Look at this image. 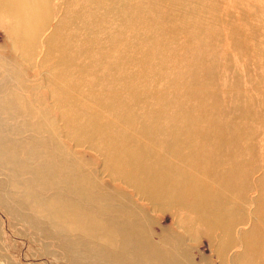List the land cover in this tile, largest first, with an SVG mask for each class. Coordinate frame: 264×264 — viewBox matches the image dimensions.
Masks as SVG:
<instances>
[{
	"label": "rangeland",
	"instance_id": "rangeland-1",
	"mask_svg": "<svg viewBox=\"0 0 264 264\" xmlns=\"http://www.w3.org/2000/svg\"><path fill=\"white\" fill-rule=\"evenodd\" d=\"M182 1L82 0L86 8L82 6L79 11L85 12L81 13L83 16L78 13V0L33 1V7L44 10V15L49 18L42 15L40 23L34 19V22L28 21L32 55L27 57L23 54L22 42L28 34L16 28L18 20L14 3L19 1L0 0V264H249L245 257H250L252 241L247 245L239 243L235 247H228L227 243L234 236L236 244V240L241 241L252 235V239L259 237L263 224L261 216L257 214V208H260L257 200L264 182V120H261L262 117L264 119V0H184L180 5L178 2ZM175 9L179 10L177 19L185 15L186 23L171 22ZM95 12L105 17L108 27L103 26L102 31L98 32L99 35L103 34L99 40L95 39L93 43L86 41L88 52L99 53L102 48L114 52L117 47L120 50L125 47L123 52L130 53V49L136 51L139 45L140 53H144L143 60L140 59L141 71L149 74V69L153 67L152 75L141 87L145 92L144 97L138 102L146 110H149L148 106H154L147 111L148 121L144 120L141 125L138 122L132 124L133 119L127 121L129 124L121 123L125 130H120L122 135H118L119 140H127L128 148L135 151L128 154L130 168L125 172L133 174L135 179L132 181L138 183L142 179L144 182L145 174L154 177L156 172L162 170L182 185L197 175L200 185L207 182L210 186L207 189L212 190H205L204 193L210 192L216 196L211 198L209 195L207 199L199 195L198 209L190 208L193 204L186 202V199L183 203H177L178 193L183 186L160 197L153 193L151 198L156 202H150L147 200L150 194L146 185L143 190L149 196L143 197V192L131 188L126 179L113 178L112 173H105V161L100 151L92 149L90 145L75 146V142L66 138L68 134L61 131L62 125L65 128L64 107L61 105L65 98L68 99L66 109L80 111V104L85 105L84 109L90 112L89 117L104 119L106 125L102 130L107 133L111 131L113 121L118 125L120 122L116 118L123 117L117 109L97 105V100L87 91L91 83L79 85L69 67L62 66L63 69L59 71L58 65L62 61L58 57L46 59L45 56L48 42L57 32L78 33L82 28H87V20L84 21L83 17L88 19ZM23 16L26 17V13ZM26 26L19 25L23 29ZM175 26L180 32L174 36ZM88 30L91 28L88 27ZM81 44L79 46L83 47ZM108 44L114 47L111 49ZM211 44L213 47L210 51L199 49ZM154 45L158 49L149 50ZM196 49L198 51L194 53ZM114 59L111 56L110 60ZM123 64L128 63L123 61ZM134 67L137 68V65ZM191 80L207 81L210 103L217 118V131L227 137L224 138L225 147L219 153L217 164L212 162V158L218 156L216 152L212 153L210 163L206 157L199 158L206 155L201 153L204 140L198 138L190 141L186 137L188 144L183 153L180 150L171 154L172 137L168 142L166 138L169 134L160 140L155 128L147 126L153 112L162 110L156 104L162 98L171 100V104L164 107L165 110H177L172 127L185 123L192 97L188 96L187 99V93L183 90ZM104 89V85H101L99 93H104ZM143 93H137L138 97ZM228 93L232 96L229 97ZM242 96H245V102ZM56 100L59 105H56ZM30 111H34L37 122L34 120L25 125L22 121L30 122ZM39 117L45 123L56 121L57 128L51 131L62 136L58 138V143L51 144L47 131L38 126ZM91 123L101 126L98 119ZM229 129L231 132L226 133ZM113 134L117 136V132ZM86 138H91V135ZM86 138L83 139L84 143ZM122 150L120 148V153H124ZM192 150H199L198 158L191 155ZM142 156L146 161L142 160ZM234 156L239 158L234 159ZM146 157H150V160ZM78 158L94 166L83 169L77 164ZM199 170V174H196ZM169 197L176 200L174 203L177 206L174 203L167 205L165 201L172 200ZM74 198L78 200L76 205L83 204L86 209L73 206V202H76ZM213 204L216 205L215 209H219L216 212L213 211ZM235 205L236 211L232 209ZM108 206L115 208L111 211ZM129 215H133L141 224L133 226L127 222ZM220 215L223 218H219ZM245 219L249 223L241 226ZM229 222L233 225L230 226ZM252 224L259 227L254 234L250 230ZM129 233L137 236H129ZM224 233L230 235L229 239L228 236L225 238ZM224 241L225 245L222 244ZM151 248L155 250L154 254Z\"/></svg>",
	"mask_w": 264,
	"mask_h": 264
},
{
	"label": "bare ground",
	"instance_id": "bare-ground-1",
	"mask_svg": "<svg viewBox=\"0 0 264 264\" xmlns=\"http://www.w3.org/2000/svg\"><path fill=\"white\" fill-rule=\"evenodd\" d=\"M18 1L19 2H15L14 3V6H15V17L18 20V27H16V28L17 29H22L23 34H24V32H26V34H28V36L26 38H24V39L22 38L23 39L22 44H23V47H24L23 54L25 56H27V57H30V55H32V51H31V48L32 47H31V45H30V43L28 41V38L30 37V35L28 33L29 32L28 31V21L29 20L30 21H33V19H34L35 21H37V22L40 23V22H42L41 16L44 15L45 13H44V10H37L32 5V2L33 1L34 2H37L38 1V3H39L42 0H24V1L18 0ZM78 1H80L78 3L79 4L78 11L81 9L82 6L84 8H86L83 5L82 0H78ZM183 1L182 2H178V3L180 5H183ZM185 1L189 2L191 0H185ZM201 1H206V0H201ZM43 2H44V0H43ZM31 7L33 8V10H31ZM25 13H26V17L23 16ZM78 13L81 16H83L82 14H84L85 12L79 11ZM195 13H196V11H195ZM178 14H179V10L178 9H175L174 12H173V17L171 18V22L172 23H175V22L176 23H179L178 21H183L184 23H186L187 20H186L185 15L182 16L181 18L177 19L176 16ZM192 14H193V12H192ZM70 15H72V14H70ZM80 15H78V17H80ZM43 17L45 18L46 16L44 15ZM86 17H88V15H86ZM47 18H49V17L47 16L46 19ZM83 19H84V21L87 20V28H82L78 33L77 32L76 33H70V32L68 33V31H65V32L64 31H61V32H57L54 35L53 39H51V41L48 42V49H47L46 54H45L46 59L50 58L51 56L58 57L62 61L61 64L58 65V70L59 71L61 70L62 66H63V68L64 67H69V69L72 70V73L74 74V77H75L76 81L79 83V85H83L84 86L85 83H91V85L88 86V87H90V89H88L87 91L97 100V102H98L97 105H100L101 104V105H103V106H105L107 108H111L110 110L117 109V111L121 115H123V117L120 118V119L116 118V120H118L120 123L117 125L113 121V123H112L113 125H111V131H109L107 133L104 130H102L103 129V126L106 125V123L104 122V119H100V118L94 117V116L89 117L88 114L90 112H88L87 109H84L86 107L85 105H82L81 106V104H80V106H79L80 107V111H74V108L72 110L71 109H69V110L66 109L68 99L65 98L61 102V105L64 107L63 108V111H64L63 112V115H64L65 128H64V125H62L63 127L61 128V131H63V133H65V135L68 134V137H66V138L68 140H70L72 143L75 142V146L76 145L85 144V145H90V147H92V149H94L96 151H100V153L103 155L104 161H105V167H104L105 173L106 172L107 173H110V174L112 173L113 174V176H112L113 178L120 177L122 179H126L131 184V185L129 184L131 186V188H133V189H135V190H137L139 192H143L142 193L143 194V197L149 196V194H150L149 198H151L153 196L152 195L153 193H156L157 194V197H160V196H163V195H165V194H167L169 192H174L175 188H181L183 186V189H181V192L178 193V199H177L178 202L177 203H179V202L180 203H183L185 201V199H186L187 200L186 202H189L190 201L191 204H193V206H191V204L189 203V205L191 206V207L190 206L189 207L192 208V209H194V210L198 209L199 206H200V203L198 202V201H200L199 200L200 197H198L199 195H201V196L203 195V196H205V198L207 196L209 197V195H211V198L212 197L215 198L216 196L213 195L210 192L209 193H204L205 190H209L211 192H212V190L207 189V188L210 187L207 182L206 183L202 182V184L200 185V182L196 179V176L197 175L196 176L195 175L192 176L193 178L191 177V180L189 182H187L184 185H182L181 182L173 179L169 173H164V172H162V170H159L158 172H156L154 177H150L149 175L145 174L144 175L145 176L144 182H143V179H142V181L140 180L138 183L132 181V180L135 179V176L133 174H130V173H126L125 172V170H127L128 168H130L128 166V163H127L128 154H134L135 151L134 150H131V148H128V143H126L127 140L126 141H120L119 140V136L118 135H122V133L120 132V130H122V129L125 130L122 127L121 123L129 124L127 121H129L130 119H133L132 120L133 121L132 124L138 122L141 125L142 122H145L144 120H147L148 121L147 117H149V115H147V113H148L147 111L150 110V107H154V106H148L147 109H149V110H146V107H143L142 105H139L138 102H140L143 99V97H144L145 92L143 93V88H141V87H143L144 84L147 82L148 77H150L152 75V69H153V67H151L149 69V74L148 73H145V71H141L142 70V66H140V65H142L141 64V60H143L141 58H142V55L144 53H140L139 45L137 46L136 51H133L132 52L131 49H130V53L123 52V50H124L125 47H123L121 50H120L119 47H117V49L114 52H108V51L104 50L103 48H102V52H99V53L96 52V51H94L93 53H90L92 51H89L88 52L86 49H89V48L86 46L87 45L86 41H90V42L93 43V41L95 39L99 40L100 39V36L101 37L103 36V34H100L99 35L100 31H102L103 26L108 27V25L105 22L106 21L105 20V17L101 16V14L96 13V12H95V14H92L88 19H86L84 17H83ZM65 22H66V20L63 23H65ZM20 24H26L27 26H26L25 29H23V28H20L19 27ZM35 24H36V22H35ZM67 24H68V22H67ZM41 27L42 26H40V28ZM88 27L91 28V30H88ZM96 28H98V31H97ZM62 30H65V29L63 28ZM179 32H180V29L177 26H175L174 36L176 34H178ZM41 36L39 38H41ZM40 41H41V39H40ZM81 42H83V43L81 44ZM80 44L83 45V47H80L79 46ZM107 46L108 47L110 46L111 49L114 47V46H111L109 44ZM212 47H213V45L212 46L206 45L204 47V49H202L203 47H201L199 49L206 50V51H210V50H212ZM157 49H158L157 45H154L152 47H149V50H151V51L157 50ZM237 50H238V48H237ZM197 51H198V49H196L194 51V53L197 52ZM242 52H244V51H242ZM115 53H116V55H115ZM111 56H114L115 59L114 60H110L111 59ZM67 59L69 60V65H67ZM255 59H258V58H255ZM122 60L125 61V62H127L129 65L128 64H123V61ZM84 61H85V63H84ZM56 62H58V61H56ZM131 65H133V66H131ZM136 65H137V68L134 67ZM149 66H150V64H149ZM146 74H148V75H146ZM131 80H133L134 82L132 83ZM152 83L153 84L155 83V79H153ZM101 85H104V87H105V89L103 90L104 93H102V94L99 93V89H100ZM183 92L184 93H187V99H188V96L192 97V98L189 99L190 100V103H191V105H190L191 108H188L189 111H190V113L187 114L186 120L185 121L183 120L185 122L184 124L179 125L177 127H172V123L175 122V120H176V117L175 116L177 114V110L176 111L175 110H172V109H166L165 110L164 107L167 106V105H169V104H171V100H167L165 98H162V99H159V101H156V104L160 105L161 108H162V110H158L156 112H153V114L150 116V122L147 123L148 125L145 123V125H147L149 127H154L155 128V131H156L155 134H159L160 140H162L163 138H165L166 136H168V134L170 136L168 138H166L167 139L166 142H168L169 139H170V137H172L171 138L172 139L171 140L172 141V144H170V149H169L170 153L171 152L172 153L173 152L176 153L177 151L179 152L180 150L183 153V149H184L185 145L188 144L187 143V140H186V137H188L187 139H190V141L192 139H198V138L199 139H202V141L204 140V145L202 144L203 146H202V149H201V153L203 154V152H204L206 155L204 157H199V158H205L206 157L208 163H210L212 160H214L212 162H214L215 164H217V160L219 159V156H220L219 153L225 147V139L224 138H227V137H225L222 133L220 135V133L217 131V127H218V124L216 123L217 118H216V114H215V109L213 108V106L210 103V98L211 97L209 98L210 95L208 93V83H207V81H201V80L194 81V80H191V81H189V83L186 84V87L183 90ZM108 93H110V94H108ZM137 93H143V94H141V96L138 97ZM103 94H106L108 96H103ZM245 94H246V92H245ZM136 95H137L138 98H136ZM228 96L231 97L232 94L230 96V94L228 93ZM228 96H227V98H229ZM213 97L214 96H212V98ZM94 98H91V99L94 101ZM249 98H250V96H249ZM257 98H258V96H257ZM257 98H256V100H257ZM261 98H263V96ZM60 99H62V97H60ZM109 99L110 100L112 99V101L110 102ZM244 100H246V99L244 98L243 101ZM248 100H250V99H248ZM226 102L228 103V101H226ZM244 102H243V104H245ZM92 103L94 104V102H92ZM254 103H256L255 99H254ZM262 103H264V101ZM57 104L59 105L58 101L56 100V105ZM233 105H234V103H233ZM257 105L258 104L254 105V106H257ZM228 106H230V105H228ZM243 106H245V105H243ZM217 107H219V106H217ZM90 108H92V107H90ZM227 108H229V107H227ZM236 109H237V107H236ZM242 112H244V111H242ZM245 112H246V110H245ZM33 113H34V111L33 112L30 111V114H29V117L31 118L30 119V122L29 121H22V122H25V125H29V123H32V121L35 120V117H34V114ZM40 115L43 116L44 118H46L45 115H42V114H40ZM217 115L219 116V113ZM261 115H263V113ZM252 117H254V116H252ZM97 119L99 120V124L98 125H101L100 127H98L97 125H94L93 123H91L92 121H96ZM237 119H239V118H237ZM240 120H241V118H240ZM261 120H264L263 117H262ZM35 121L37 122V120H35ZM38 121H39V125L38 126L42 130L47 131L48 136H49V140L51 141V144H52V142L58 143L59 142L58 138H60L62 136H59L57 133H53L51 131V129L54 130V129L57 128L56 121L55 122H51V121L48 122V121H46V123H45L44 120H42L41 118ZM228 122H230V121H228ZM233 122L231 121V123H233ZM246 122H247V120H246ZM251 122H250V125H251ZM255 122H256V120H255ZM259 122H257L258 125H259ZM178 124H179V122H178ZM246 124H248V122ZM252 124H255V123H252ZM250 125H249V128H250ZM19 126H21V124ZM143 126H144V124H143ZM259 126H261V125H259ZM239 127L240 126H238V128ZM251 127L253 128V126H251ZM256 127H258V126H256ZM223 128H225V127H223ZM229 128H230V126H229ZM98 129H101V130H98ZM145 129H143V130H145ZM230 129L227 130L226 133H228V131L231 132ZM225 130H226V128H225ZM225 130H224V133H225ZM254 130L257 131L258 129L255 128ZM251 131H250V134H252ZM261 131L262 130H260V134H261ZM114 132H117V136H114V134H113ZM172 134H173V136H172ZM89 135H91V138H86ZM243 135L245 136L246 134H243ZM70 137H73V138L72 139H69ZM241 137H242V135H241ZM85 138H86V140H85L86 142L84 143V140L83 139H85ZM247 138L250 139L251 138V135L249 137H247ZM253 140H256V139H253ZM255 144H256V142H255ZM85 145L82 146V147H85ZM241 146H242V144H241ZM87 147H89V146H87ZM120 148H123L124 153H120ZM208 150H209V152H208ZM131 151H133V152H131ZM191 152H193L191 155H195V158H198V156H196V155L199 154L198 153L199 150H195V151L192 150ZM214 152H216V154H218V156L215 157L216 156L215 155L212 158V160H211V155H213L212 153H214ZM207 153H208V156H207ZM233 153H235V152H233ZM257 154H259V152ZM261 154H263V153H261ZM235 155H237V154L235 153ZM146 158L148 160H150V157H146ZM182 158H183V156H182ZM238 158H239V156H234V159H238ZM234 159L231 158L232 161H234ZM142 160H145L143 156H142ZM4 162H7V160L4 161ZM77 164L79 165V167H82L83 169H85V168L88 169V168L94 166V165H87L86 163H84V161L82 159L80 160L79 158L77 159ZM144 164L146 165V163H144ZM148 164L151 165L149 162H148ZM191 164L193 165V163H191ZM123 168H124V172H123ZM180 168H182V167H180ZM91 172H93V169H92ZM194 172H196V171H194ZM199 172H200V170L196 174H199ZM206 172H204V173H206ZM201 174H202V172H201ZM155 178H157V180H155ZM200 179H202V178H200ZM204 181H208V180H204ZM209 181H210V179H209ZM262 184H263V188H262V190L260 192V195L258 197V200H257L258 201V205H259L260 208H257V210L258 209L259 210L258 211L256 210V211H257L258 216H261V219L260 220L263 221V224H262L260 230H259L258 224H257V227L254 225L255 223L252 224V227L250 229L253 232V234L256 233L259 230V237H255L254 236L253 239H252L251 237L253 235L251 234L252 236L251 237H248L246 239H243L244 241L243 240H241V241L240 240H236L237 241V244H236L235 243V236H234L233 239L230 240L231 242L228 241L229 243H227L228 247H230L232 245L235 247V245H238L239 243H243V244L247 245L249 242L252 241L253 242V247H252L250 253L248 254L250 257H245V261L247 263H249V264H264V237H262L264 235V208H262V207H264V200H263L264 199V182H262ZM144 185H146L148 187L149 194L144 193V190H143ZM200 186H202L201 187V189H202L201 193L199 192V187ZM215 186H214V188H215ZM74 190H77V189H74ZM224 191H227V188ZM227 192H229V191H227ZM227 192L225 194H228ZM221 194H222V192H221ZM223 196H222V198H223ZM114 197H117V196L114 195ZM208 197H207V199H208ZM231 197H233V196H231ZM86 198H88V197L86 196ZM149 198L147 197V200H149L150 202H153V203L156 202L152 198L151 199H149ZM170 199H172V198H170ZM239 199H240L239 201L242 200L241 197H239ZM74 200L76 202H73V204H72L73 206H75L77 204V202H78V200L76 198H74ZM174 200L173 199L172 200H166L165 202L168 203L167 205H169L170 203H174ZM116 201L121 203L120 200H116ZM161 202L165 203L164 201H161ZM231 202L234 203L235 200L234 201L231 200ZM231 202H230V204H231ZM242 202H244V201H242ZM223 203H225V202H223ZM244 203H246V202H244ZM163 205H165V204H163ZM181 205L185 206L184 204H181ZM216 205H217V203H216ZM216 205H214V204L212 205V208L214 209L213 210L214 212H216L215 210H219V209H217L218 207H216V209H215V206ZM237 205H238V203H237ZM76 206H78V207H80L82 209H86V206L83 205V204H78ZM233 206H234V204H233ZM108 207L111 209V211H113L114 208H115L114 206H108ZM157 207H160V206H157ZM254 208L256 209V207H254ZM224 209H222V210H224ZM232 209H234L236 211L237 210V206L234 207V208H232ZM68 210H69V208L67 209V211ZM202 210H204V209L202 208ZM204 212H205V210H204ZM230 212H231V210H230ZM208 213H209V211H208ZM220 213L222 214V212H220ZM238 213H240V212H238ZM238 213H236V214H238ZM232 214L234 215V213H232ZM236 214H235V216H236ZM244 214H246L245 211H244ZM194 216H193V218H194ZM205 216H206V214H205ZM210 216H211V214H210ZM215 216H217V215H215ZM235 216H234V218H235ZM218 217H216V220H217ZM221 217L222 216L220 215L219 218H221ZM228 217H229V215H228ZM237 217H238V215H237ZM212 219H213V217H212ZM231 219H232V215H231ZM240 219H242V221H243L244 218L242 217ZM240 219L237 218V220H239V222H240ZM246 219L242 223L241 226H244L245 224H248L249 223V222H247L248 220L246 221ZM214 220H215V218H214ZM217 221H219V220H217ZM217 221H216V223H217ZM127 222H129L133 226H138L139 224H141L139 221H136L134 219L133 215H129L127 217ZM222 222L223 221H221L219 223V225ZM205 225H204V227H205ZM223 225H226V224H223ZM232 225L233 224L230 223V226H232ZM227 226L228 225H226V227ZM234 227H235V225H234ZM216 228H217V226H216ZM255 228H256V230H255ZM222 229H224V228H222ZM216 230H218V229H216ZM225 234L226 233H224V235ZM128 235L129 236H132V237H136L137 236L134 233H129ZM227 236H228V239H229V236L230 235H227L226 234L225 238H227ZM123 238L125 240L127 239V237H123ZM222 244L225 245L226 244L225 241H224V243L222 242ZM150 246L151 247H155L153 245H150ZM151 250H152V248H151ZM152 253L154 254L155 253V250H152ZM165 264H176V263H167L166 262Z\"/></svg>",
	"mask_w": 264,
	"mask_h": 264
}]
</instances>
